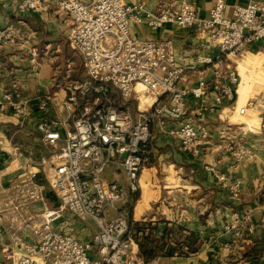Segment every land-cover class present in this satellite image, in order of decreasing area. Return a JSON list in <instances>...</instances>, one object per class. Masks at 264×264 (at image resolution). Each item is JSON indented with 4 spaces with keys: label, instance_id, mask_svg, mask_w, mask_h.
<instances>
[{
    "label": "built area",
    "instance_id": "2783aa9c",
    "mask_svg": "<svg viewBox=\"0 0 264 264\" xmlns=\"http://www.w3.org/2000/svg\"><path fill=\"white\" fill-rule=\"evenodd\" d=\"M43 2L0 0L2 7L21 15L38 12ZM55 7L69 24L65 38L82 57L84 77L64 83L60 99L54 93L43 94L33 108L15 84L2 92L0 112L11 109L20 126L29 108L38 114L35 128L42 147L36 157L10 160L16 174L9 195L0 199V231L3 227L12 231L10 239L21 245L16 264H136L133 246L139 240L129 218L124 213L108 218L106 207L129 202L140 189L139 177L152 152V124L163 129L170 120L167 133L180 149L194 158L203 154L211 137L203 116L225 102L234 101L237 106L242 79L236 61L251 44L264 45V0H248L230 15L225 13V0H215L205 17L187 0H180L174 9L146 11L150 29L172 23L192 30L203 41L208 50L188 63L175 58L169 39L134 34L145 11L141 2L56 0ZM34 38L30 29L23 33L17 26L0 25V46L25 44L35 66L39 49L31 44ZM192 73L199 74L194 83H190ZM113 89L123 101H136V114L112 103ZM190 98L196 103L197 117L189 115ZM248 108L264 111V100L248 98L237 113L246 114ZM220 147L237 164L254 155L253 145L239 140H225ZM14 151H20L16 145ZM113 164L123 171L127 186L103 178ZM215 176L238 197L240 177L230 178L223 172ZM48 190L55 195L56 205L30 214V207L42 203ZM250 217L246 210L231 212L222 226L230 235L223 249H230L229 241L241 238L242 230L252 231ZM84 218L97 227L84 239L70 227L54 226L61 221L72 226ZM27 231L28 241L24 239ZM0 257H11L8 245H0Z\"/></svg>",
    "mask_w": 264,
    "mask_h": 264
},
{
    "label": "crops",
    "instance_id": "0c3cea01",
    "mask_svg": "<svg viewBox=\"0 0 264 264\" xmlns=\"http://www.w3.org/2000/svg\"><path fill=\"white\" fill-rule=\"evenodd\" d=\"M55 1L44 0L38 12L23 15L16 13L11 7H2L0 4V25L17 26L23 33L30 29L35 36L31 41L32 45L44 51L51 47L52 51L58 52L61 49L64 52L69 46L67 40L65 41L69 24L57 13ZM124 1L141 2L145 7L143 20L134 27V34L143 39H169L174 56L179 62L188 63L197 53L208 50L192 30L181 29L172 23H165L156 30L149 28L146 11L154 13L161 8L174 9L180 0ZM187 1L194 4L201 17L207 16L215 2V0ZM247 2L248 0H225V13L230 15L235 6ZM63 40L66 42L65 45L62 43ZM25 48V44L0 46V99L2 92L8 91L12 84L16 85L22 99L27 97L30 100L32 108L45 93H54L57 99L62 98L64 93L61 88L55 90L57 81L51 66V58L40 56V60L38 59L34 66L29 61ZM246 53L254 57L258 56L259 66L255 68L257 71L261 70L262 84L254 85L251 81L241 84L238 89L237 106L234 105V101L225 102L218 106L214 113L203 116L211 137L202 155L194 158L180 149L176 139L167 133V129L172 124L170 120L163 129L156 124L150 126L154 134L152 152L148 166L139 177L140 187L143 182L150 188L139 189L134 193L135 196L131 195L136 197V200L129 210V220L133 223L145 224L138 233L148 236L155 233L159 237L165 230L177 225L181 226L184 233L190 232L198 237L200 245L194 252L179 254V251H186V247L180 244L179 249H176L173 234H169L158 246L159 254L145 262L139 253L137 242L133 246L136 264H264V111L248 108L246 114L237 113L239 104L243 105L248 98L264 100V45L253 43ZM206 75L211 77L208 71ZM198 76V73H192L190 83H194ZM253 86H258L260 89L246 96L248 91L254 88ZM112 92L118 93L114 89ZM195 105L192 98L187 101L189 115L197 117ZM32 108H29V114L22 126L18 124V119L12 114L11 109L0 112V199L9 195L10 181L16 174L14 164L10 163V160L19 157V160L25 161L29 157H36L42 147L40 134L35 128L38 114ZM225 140H239L252 144L254 155L237 164L228 152L220 147ZM14 145L20 150L18 154L14 151ZM161 164L172 168V175L168 176L172 177L173 181L175 174H180L179 176L182 177L179 184L181 189L171 191V193L180 191L178 195L166 198L164 194L161 202L165 205L163 208L157 203L160 190L156 188L159 165L160 171L163 169ZM217 172L226 173L230 178L240 177L243 180L237 198L231 195L230 189L221 186L217 181L215 176ZM104 179L117 180L121 185L127 186L123 171L114 164ZM56 203L55 195L48 190L42 203H34L30 207V214L38 213L43 206L54 207ZM125 209L127 206L124 203L118 208V212L124 213ZM242 210L249 211L251 216L249 225L252 226V231L242 230L241 238L229 241L230 249H223L222 245L229 240L230 235L223 232L222 226L229 219L232 211ZM36 218L38 220V217ZM88 224L89 226L85 227L84 222L79 220L74 225L68 226L65 221H61L56 222L54 226L66 230L70 227L75 234L84 239L96 232L91 230L90 222ZM12 233L5 227L0 231V245H8L11 255L6 260L0 257V264H16L21 252L20 243L10 239ZM133 233L135 236V232ZM30 237L28 233L24 239L28 241L31 240Z\"/></svg>",
    "mask_w": 264,
    "mask_h": 264
},
{
    "label": "rangeland",
    "instance_id": "374dc122",
    "mask_svg": "<svg viewBox=\"0 0 264 264\" xmlns=\"http://www.w3.org/2000/svg\"><path fill=\"white\" fill-rule=\"evenodd\" d=\"M65 41H66V38H65ZM65 41L63 40V42H62L63 45H65L64 44ZM41 50L42 49H39V54H38L37 59L40 60V56L41 57L43 56L44 58H47V59L51 58V61H52L51 66H52V69L54 71V76L56 77V81H57L55 83V85H56L55 90H57L58 88L60 89L64 83L70 81L67 78V76L71 73V71L73 69L75 71V67H76L75 64L79 65L78 63H80V61H78L79 57H77L79 54L77 55V52H76V54L75 53L73 54V55H76L74 57H77L75 59L72 56L67 57V54L65 52H63V50H61V49L58 52L52 51L51 47L49 49H46L45 51H44V49L42 51ZM47 50H48V52H47ZM236 63H237V66L239 68V73H240L241 79H242L241 84H245L247 81H251L254 83V85L258 84L259 86H261L263 75L261 73V70L257 71V69L255 68L256 66L257 67L259 66L258 56L254 57V56L248 55V53H246V52L245 53L243 52L241 57H239L238 61H236ZM79 68L80 69H78L79 70L78 74L79 75H81L82 73L84 74V70H83V72L81 71V66ZM241 84H240V86H241ZM253 87L254 88H251L248 91L246 96H248V95L250 96V95H252V93L254 91H257V89H260V87H258V86H253ZM132 103H131V106L129 105L127 107L129 108L131 114L134 115V114H136V101H135V103H133V104ZM161 165H162L163 169L160 171L161 167L159 165V172H158V175H156V185H157L156 188L160 190L159 191L160 197H159V199H157V203L159 205H162V208H163V207H165V205L162 204L161 202L164 198V194H166V196H167L166 198H169L170 196L173 197L175 194L178 195L180 191H178L177 193H175V192L171 193V191L181 189L179 184H181L180 180L182 177L179 176L180 174H175V176L173 177V179H174V181H173L172 177L168 176V175H172V172H173L172 168H170L164 164H161ZM111 168H113V165L107 166V168L103 174V178L105 176H107V174L109 173ZM175 170H177V168H175ZM142 188L146 190V188H150V186L148 184H144L143 182H141L140 189H142ZM134 196H135V194H134ZM134 196L131 197V200L129 203L128 202H126L127 204L125 203V206H127V209H125L126 211L124 212V214H126L128 218H130L129 210L132 209V206L135 204L134 202L136 200L135 199L136 197H134ZM144 196H145V194H144ZM121 205H122V202H116L112 206L106 207V210H105L106 216L109 218V217H113V216L118 215V213H119L118 208L121 207ZM81 221L84 222L85 227L86 226L88 227L89 226L88 223L90 222V224L92 225L91 230L92 231L97 230L96 224L94 223L93 220H91L89 218H84ZM132 223L133 222L131 221L130 224L132 225ZM131 228H132V226H131Z\"/></svg>",
    "mask_w": 264,
    "mask_h": 264
},
{
    "label": "trees",
    "instance_id": "16d2710c",
    "mask_svg": "<svg viewBox=\"0 0 264 264\" xmlns=\"http://www.w3.org/2000/svg\"><path fill=\"white\" fill-rule=\"evenodd\" d=\"M34 27H36L35 24H32ZM67 54V57L72 56L73 58H77L79 57L78 61H80V63H78L79 65L75 64V71L74 69L71 71V73L67 76V78L69 80H77V81H81L84 77V74L82 73L81 75L78 74V69H80L79 67L81 66V71L83 72L84 70V66H83V60L81 58L80 55H78L77 53V57H74L76 55H73L74 53L76 54V51L74 49H71L69 46L66 47L65 51ZM74 59V60H75ZM77 71V72H76ZM110 99L112 100V103L117 106L118 108H125L127 106H131V103H135L134 100H129V101H123L118 93H113L111 92L109 94ZM132 103V104H133ZM143 223H139V222H135L132 223V230L135 232V237L138 239V248H139V253L140 255L143 257L144 261L147 262L149 261L151 258H153L155 255L159 254V249L158 246L160 244L163 243L165 237H167L169 234H173V238L175 240V244H176V249H179L180 244H182L183 246L186 247V251H179V254H187L190 252H194L197 250V248L200 245V240L198 237H196L193 233H184L182 231V227L181 226H175L173 228H170L169 230H165V232L161 235V236H156L155 233L151 234V236L148 235H144L143 233H138L139 230L141 228H144ZM153 229V227H152ZM139 234V235H138Z\"/></svg>",
    "mask_w": 264,
    "mask_h": 264
},
{
    "label": "water",
    "instance_id": "95a60500",
    "mask_svg": "<svg viewBox=\"0 0 264 264\" xmlns=\"http://www.w3.org/2000/svg\"><path fill=\"white\" fill-rule=\"evenodd\" d=\"M124 155H125V154L123 153V154H122L120 157H121V158H123V157H124Z\"/></svg>",
    "mask_w": 264,
    "mask_h": 264
}]
</instances>
